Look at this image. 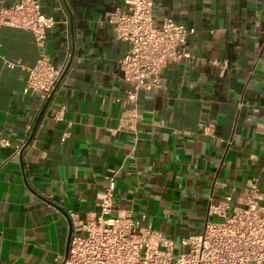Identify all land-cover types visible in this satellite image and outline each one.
I'll list each match as a JSON object with an SVG mask.
<instances>
[{"label": "crops", "instance_id": "1", "mask_svg": "<svg viewBox=\"0 0 264 264\" xmlns=\"http://www.w3.org/2000/svg\"><path fill=\"white\" fill-rule=\"evenodd\" d=\"M124 1L43 0L56 20L44 53L59 68L73 59L32 140L43 105L24 94L22 67L42 51L32 33L0 29V264H59L70 214L96 218L110 176L113 215L132 208L177 243L226 197L264 212V0H155L156 25L196 33L192 57L164 70L165 87L139 94L136 132L122 122L129 46L108 21Z\"/></svg>", "mask_w": 264, "mask_h": 264}, {"label": "built area", "instance_id": "2", "mask_svg": "<svg viewBox=\"0 0 264 264\" xmlns=\"http://www.w3.org/2000/svg\"><path fill=\"white\" fill-rule=\"evenodd\" d=\"M0 0V29L10 27L30 32L42 56L26 73L24 94L38 96L42 105L55 92L62 68L44 53L48 33L56 24L43 12V0H18L5 7ZM155 0H125L108 15L117 40L129 48L120 61L122 79L130 85L126 104L131 108L123 125L136 132L142 120L137 103L141 92L157 93L165 87L164 70L190 59L188 41L196 31L173 19L155 24ZM12 68L15 65L6 63ZM32 127L28 129V138ZM108 189L99 201V215L86 223L70 214L72 236L67 259L59 264H264V212L254 200L247 207L232 209V197L211 204L208 220L197 235L179 243L167 239L150 224L145 215L132 208L113 215L116 181L106 178Z\"/></svg>", "mask_w": 264, "mask_h": 264}, {"label": "water", "instance_id": "3", "mask_svg": "<svg viewBox=\"0 0 264 264\" xmlns=\"http://www.w3.org/2000/svg\"><path fill=\"white\" fill-rule=\"evenodd\" d=\"M72 59H73V56H72V58H71V60H70V62H69V64H68L67 68L65 69V71H64V73H63V75H62V77H61V79H60V81H59V84L64 80V78L66 77L67 73L69 72V69H70L71 64H72ZM54 94H55V92L53 93V95L51 96V98L47 101V103L44 105V107H43V109H42V111H41V113H40V116H39V118H38V120H37V122H36V125H35V127H34V129H33V132H32V135H31V140H32L33 137L35 136L36 131H37V128H38V126H39V123H40L41 119L43 118L45 112L47 111V109H48V107H49V105H50V103H51V101H52V99H53V97H54ZM29 144H30V142H29ZM29 144H28V145L22 150L21 154L24 153L25 149L29 146ZM58 210H59L62 214H64L66 217H69V216L67 215V213H66L65 211H63L62 209H60L59 207H58ZM69 220H70V219H69ZM72 231H73V228H72V223H71V220H70V232H69V238H68L67 252H66L65 260H66L67 257H68V252H69V246H70V241H71Z\"/></svg>", "mask_w": 264, "mask_h": 264}]
</instances>
